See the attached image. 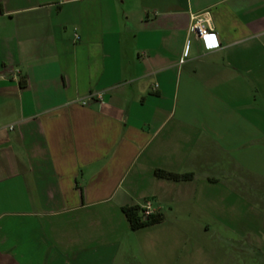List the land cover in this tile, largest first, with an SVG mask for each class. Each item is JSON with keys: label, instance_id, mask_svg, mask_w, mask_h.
Returning <instances> with one entry per match:
<instances>
[{"label": "crops", "instance_id": "crops-1", "mask_svg": "<svg viewBox=\"0 0 264 264\" xmlns=\"http://www.w3.org/2000/svg\"><path fill=\"white\" fill-rule=\"evenodd\" d=\"M261 169L264 0H0V264L264 262Z\"/></svg>", "mask_w": 264, "mask_h": 264}, {"label": "built area", "instance_id": "built-area-1", "mask_svg": "<svg viewBox=\"0 0 264 264\" xmlns=\"http://www.w3.org/2000/svg\"><path fill=\"white\" fill-rule=\"evenodd\" d=\"M193 40H198L203 43V45L210 50H217L222 47L221 42L218 39V35L211 28V19L208 13H202L193 17V23L189 33V39L184 52V57L188 58L191 55ZM104 92H93L89 95V99L102 102L104 99ZM83 106L87 105L85 100H81ZM13 126L10 130H13ZM145 216H150L154 214L153 205L151 202H147L141 207Z\"/></svg>", "mask_w": 264, "mask_h": 264}, {"label": "rangeland", "instance_id": "rangeland-1", "mask_svg": "<svg viewBox=\"0 0 264 264\" xmlns=\"http://www.w3.org/2000/svg\"><path fill=\"white\" fill-rule=\"evenodd\" d=\"M260 171L264 173V169H261ZM256 186H257L256 189L258 193H256L255 198L251 200L250 202L251 207L257 206L258 208L264 209V180L257 179ZM244 202L245 204H247V201H244ZM206 220H208V217H205V221ZM205 239H208L211 243L216 242V244L214 245L216 246V248L212 249V251L218 257L225 256L226 259H229L232 256H236L235 264H238V262H240L241 264H264L263 260L260 259L258 255L252 254V250L249 247L240 248L241 251L237 253L232 248H229L228 245L220 243L218 236L213 232L207 235ZM201 260H202V257L200 254L199 256L195 255L196 262H201Z\"/></svg>", "mask_w": 264, "mask_h": 264}, {"label": "trees", "instance_id": "trees-1", "mask_svg": "<svg viewBox=\"0 0 264 264\" xmlns=\"http://www.w3.org/2000/svg\"><path fill=\"white\" fill-rule=\"evenodd\" d=\"M155 174L160 179L173 182L189 181L193 179V174H178L165 170H156ZM123 211L133 231H139L160 224L165 220V216L163 214L145 216L141 207H126Z\"/></svg>", "mask_w": 264, "mask_h": 264}]
</instances>
